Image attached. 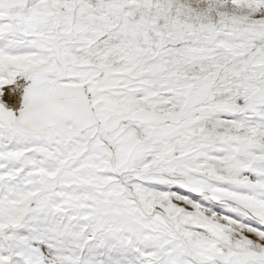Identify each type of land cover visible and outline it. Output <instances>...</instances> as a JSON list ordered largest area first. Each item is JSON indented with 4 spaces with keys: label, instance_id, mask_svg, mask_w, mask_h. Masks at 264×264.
I'll return each mask as SVG.
<instances>
[{
    "label": "snow or ice",
    "instance_id": "1",
    "mask_svg": "<svg viewBox=\"0 0 264 264\" xmlns=\"http://www.w3.org/2000/svg\"><path fill=\"white\" fill-rule=\"evenodd\" d=\"M0 264H264V0H0Z\"/></svg>",
    "mask_w": 264,
    "mask_h": 264
}]
</instances>
